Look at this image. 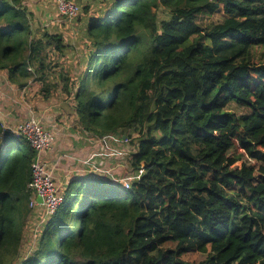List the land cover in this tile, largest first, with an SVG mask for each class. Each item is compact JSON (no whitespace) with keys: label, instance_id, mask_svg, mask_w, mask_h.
Wrapping results in <instances>:
<instances>
[{"label":"trees","instance_id":"16d2710c","mask_svg":"<svg viewBox=\"0 0 264 264\" xmlns=\"http://www.w3.org/2000/svg\"><path fill=\"white\" fill-rule=\"evenodd\" d=\"M27 1L0 0V73L48 89L50 54L71 58L77 139L136 135L137 179L76 175L23 256L38 152L0 120V264H264V0H97L85 46L33 29Z\"/></svg>","mask_w":264,"mask_h":264},{"label":"rangeland","instance_id":"374dc122","mask_svg":"<svg viewBox=\"0 0 264 264\" xmlns=\"http://www.w3.org/2000/svg\"><path fill=\"white\" fill-rule=\"evenodd\" d=\"M51 3L52 4H48V1H46V6L52 7L53 2ZM102 6L104 5L102 4ZM43 8L47 10L46 7ZM95 8L96 7L92 8L90 15L94 14L93 12ZM40 16L41 21H45L44 24L47 30L58 28V30H61L64 33L68 43L70 42L74 44L77 41L80 46H85L80 33V25H78L75 20L73 22L64 20V22L61 17L54 13V11H51V16L47 19L46 17L43 18V15ZM222 21V12H218L209 17L201 16L199 18V23L203 26L220 23ZM81 48L84 50V47ZM49 61L51 62V67L54 68L51 70V74L53 75V78L57 77L54 80H52L51 76L49 77L50 80L54 81V84L49 83L50 87L47 89L45 84L35 81L36 78H32L30 80L32 81V84L29 88L31 90L29 94L30 96L27 97L26 95H23L24 101L19 98L21 96L20 91L16 88L13 90V85L8 81L7 72L1 73L6 74L7 79L0 77V110L7 112L12 110L16 115L18 114V116L15 117L14 122L6 124L7 127L11 128L9 129L11 131H15L20 123L34 116L41 120L43 126L48 131L53 133L56 132L59 136L60 139L56 142L54 149L45 152L42 155V158L43 161L48 164L50 171H52V174L54 173V176L57 175V171H60L63 175L65 181L64 185L59 187V191L61 195L64 196L66 193L65 187L68 183L69 153L72 152L73 143H82L84 137L81 133H78L77 136L79 138H73L72 146L68 148V125H70V122H72V125H76L77 117L72 114V99H70L68 94L63 90V82L60 80V75L64 73L73 78L76 75L77 70L73 65L71 67L70 64L73 60L69 57L68 60L64 61L62 58H58L54 53H51ZM64 69H67V71H62ZM59 71L61 72L59 73ZM68 117H70V119H68ZM50 124H52L53 128L50 127ZM136 137V135H133L132 139ZM132 139L126 138V140H122L121 135H119L113 139H105L101 142L92 141L93 143H90L89 145H84L83 142V145L75 150V152L79 154H76L75 156H81V161L78 165L82 171H76L77 173L74 174L107 179L119 183L126 188H130L129 186L131 182L137 179L135 170L131 168L129 163L130 157L137 148L134 143H131ZM229 155H233V152ZM76 162H78V160ZM32 211L33 214L30 215L25 227L22 247L23 256L30 254V252L32 253L36 249L42 228L50 219L45 217L44 211L40 213L35 212V209ZM205 258L206 256L204 254L198 253L189 254L184 257L187 261L197 263L205 260Z\"/></svg>","mask_w":264,"mask_h":264},{"label":"built area","instance_id":"2783aa9c","mask_svg":"<svg viewBox=\"0 0 264 264\" xmlns=\"http://www.w3.org/2000/svg\"><path fill=\"white\" fill-rule=\"evenodd\" d=\"M56 4L59 15L68 22H73L80 15L81 7L73 0H56ZM13 132L27 138L32 148L38 152V157L32 164V178L28 184V190L31 192L30 207L37 208L40 205L38 202L40 198L45 217H53L64 202V198L59 194L52 172L43 161L42 155L54 149L56 132L48 131L41 120L34 116L20 123Z\"/></svg>","mask_w":264,"mask_h":264},{"label":"crops","instance_id":"0c3cea01","mask_svg":"<svg viewBox=\"0 0 264 264\" xmlns=\"http://www.w3.org/2000/svg\"><path fill=\"white\" fill-rule=\"evenodd\" d=\"M46 1H48V4L49 3L52 4L51 2H53V5H55V3H56V0H28L26 2L30 11L34 14L33 29L38 28V30L43 31L46 27L44 24L45 21H41V16H40V15H43L42 17L43 18L46 17V19L51 16L52 8L46 6ZM74 1L79 2L77 4L81 7V9H83L85 6H88V5L91 7H94L96 2H97V0H74ZM43 7H46L47 10H45ZM2 73H6V72H2ZM50 76L52 77V80L57 78V77L53 78V75L51 73H50L49 77ZM0 77H4L5 79H7L6 74L0 73ZM52 80H50V81H52ZM31 84H32V81H30L28 86H26L24 89H19L18 87L13 85V90H15V88H16L20 91L21 96L19 98H21L22 101H24L23 95H26L27 97L30 96L29 94H30L31 90L29 88H30ZM24 105H25V103H24ZM14 114H15V116H14ZM17 116H18V114L16 115V113L12 110H10L9 112L0 110V120L4 122L5 126L8 123L14 122L15 117H17ZM68 119H70V117H68ZM50 127H52V124H50ZM74 127H75V124L72 125V122H70V125H68V148L72 146V143L74 140L73 138H76L77 131L75 133ZM7 128H9V127H7ZM9 129H11V128H9ZM80 146H82L81 143H77V144L73 143L72 152H70L69 153L70 156H68V185L75 178L76 175L74 173L82 171L80 166L78 165L81 161V156H77V157L75 156L76 154H78L75 152V150H77ZM77 160H78V162H76ZM56 173H57V175H55V176H57L56 179H57L58 185L63 186L64 181H65L63 175L60 173V171H57ZM38 202L40 205L35 209L36 210L35 212L40 213L44 210V208L41 205L42 202L39 198H38Z\"/></svg>","mask_w":264,"mask_h":264},{"label":"water","instance_id":"95a60500","mask_svg":"<svg viewBox=\"0 0 264 264\" xmlns=\"http://www.w3.org/2000/svg\"><path fill=\"white\" fill-rule=\"evenodd\" d=\"M40 199V198H39ZM41 200V202H42V199H40Z\"/></svg>","mask_w":264,"mask_h":264}]
</instances>
